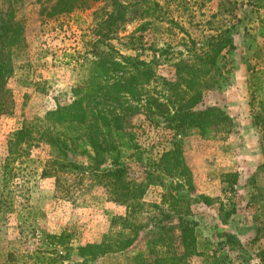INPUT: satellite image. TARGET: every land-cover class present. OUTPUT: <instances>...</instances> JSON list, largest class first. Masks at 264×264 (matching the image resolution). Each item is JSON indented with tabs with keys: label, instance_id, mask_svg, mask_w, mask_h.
<instances>
[{
	"label": "rangeland",
	"instance_id": "374dc122",
	"mask_svg": "<svg viewBox=\"0 0 264 264\" xmlns=\"http://www.w3.org/2000/svg\"><path fill=\"white\" fill-rule=\"evenodd\" d=\"M57 0H0L25 25V43L13 48L14 72L4 95L7 112L0 116V196L6 195L3 163L8 141L25 120L71 103L84 87L89 64L86 52L95 38L94 11L112 8V0L93 1L88 8L49 15ZM159 4H155L154 2ZM131 18L110 42L124 55L154 63L155 74L142 93L138 110L120 130L121 162L127 179L141 185L127 203L114 201L89 174L42 176L49 148L33 147L16 163L19 174L0 208V264L13 253L16 264H36L23 253L43 245L44 231L72 233L60 250L64 264H165L167 248L158 238L169 224L172 205L164 195L184 197L196 229L198 253L187 264H264V131L257 123L260 98L251 105L249 67L264 68V0H120ZM8 17V15H5ZM236 25L235 47L225 44L206 78L210 85L195 109L216 106L232 120L224 126H168L176 96L167 80L175 76L179 57L194 61L228 26ZM169 47L160 54L158 49ZM157 49V50H156ZM200 66V64H199ZM175 78V77H174ZM3 97V96H2ZM171 150L168 159L162 154ZM179 154L190 175L175 166ZM166 160V161H165ZM236 173L233 183L226 174ZM205 195V198L202 197ZM185 211V207L178 208ZM230 213L226 217L227 213ZM124 216L127 219L114 220ZM226 232L233 233L228 241ZM109 240L111 247L85 261L81 247ZM178 244L177 239H175Z\"/></svg>",
	"mask_w": 264,
	"mask_h": 264
},
{
	"label": "trees",
	"instance_id": "16d2710c",
	"mask_svg": "<svg viewBox=\"0 0 264 264\" xmlns=\"http://www.w3.org/2000/svg\"><path fill=\"white\" fill-rule=\"evenodd\" d=\"M42 1V0H39ZM96 0H57L51 7L49 15L69 13L77 9L88 8ZM109 0H107L108 2ZM111 1V0H110ZM156 5L158 2H154ZM112 8L99 7L94 11L95 38L90 42L86 52L89 72L84 87L75 89L74 100L58 108L49 110L42 117L25 120L8 141V154L3 163V183L7 194L0 196V208L9 200L12 193L11 184L19 174L16 164L27 160L33 147L49 148L45 159L42 176L55 177L61 180L64 174H77L80 178L86 174L94 177L104 186L114 201L127 203L135 197L141 185H133L127 179L128 168L121 162L120 130L125 128L128 117L138 110L142 93L155 74V58L148 62L120 52L110 40L131 19L128 6L120 0H112ZM0 4V116L7 112L8 102L4 95L9 92L6 83L14 72L12 58L13 48L25 43V25L14 19L9 11L3 14ZM5 15H8L6 17ZM236 25L228 26L205 51H194V61L179 57L174 62L175 78L167 80L169 88L176 96V103L166 111L168 126H185L193 124L205 131L207 128L226 126L232 118L223 109L210 106L196 110L202 102L203 92L210 85L206 78L210 68L217 61V55L225 44L234 48L233 34ZM157 50V49H156ZM160 54L170 51L169 47L158 49ZM200 64V66H199ZM248 78L251 105L260 98V113L264 112V68L249 67ZM3 96V97H2ZM260 128L264 131V117H256ZM171 150L162 154V160L171 156ZM175 166L181 168L182 158L175 155ZM166 161V160H165ZM180 173L187 175L186 183H192L186 166L182 164ZM227 182L236 180V173L226 174ZM172 192L164 195V201L172 205L165 214L169 224L158 238V243L167 248V258L161 259L165 264H187L188 258L198 253L197 234L198 221L191 218V209L184 197L174 194L175 185L167 186ZM202 197L205 198V195ZM185 207V211L178 208ZM229 212L226 217L229 216ZM127 218L115 217L114 220ZM228 241L236 239L233 233L226 232ZM43 245L22 257L34 258L36 264H64L66 255L60 250L70 244L72 233L63 230L60 233L46 232L42 234ZM177 239L178 244H176ZM108 239L98 244L82 246L81 255L84 260L89 256L109 249ZM5 264L13 262V253ZM163 264V263H161ZM213 264H223L216 258Z\"/></svg>",
	"mask_w": 264,
	"mask_h": 264
}]
</instances>
